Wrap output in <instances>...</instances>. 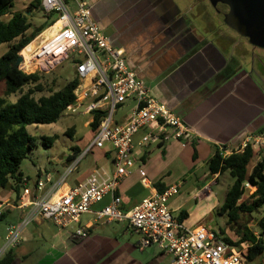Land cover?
<instances>
[{
    "label": "crops",
    "instance_id": "crops-1",
    "mask_svg": "<svg viewBox=\"0 0 264 264\" xmlns=\"http://www.w3.org/2000/svg\"><path fill=\"white\" fill-rule=\"evenodd\" d=\"M86 1L102 33L114 47L123 51L137 77L157 100L172 108L193 130L188 138L174 139L169 134L165 140L149 141L144 147L135 148L134 161L142 160L144 167L137 165L122 179L117 193L122 197L123 208L132 209L156 192L157 184L175 185L177 182L161 181L173 165L195 180L188 200L173 208L174 213L179 215L192 199L205 202L207 210L214 208L218 202L211 199L212 185L218 174H210L208 161L217 147L220 150L225 146L226 153H232L247 134L261 132L264 127V65L258 67L257 64L255 69L253 48L240 44L236 52L232 28H226L222 14L209 0ZM134 103L130 98L118 106L116 122L126 120ZM144 134L145 131L138 134L136 141ZM152 143L158 145V150L147 156ZM97 169L107 173L114 171L112 152L101 149L93 153L86 173L73 183L67 182L65 187L85 180ZM178 185L182 189L184 182ZM19 195L9 188L5 199H0L3 214L10 217L8 225L19 223L27 211L19 208ZM110 200L107 196L94 207L98 209ZM90 215L85 223L90 226L87 237H73L68 231L61 233L39 264H165L166 257L170 256L160 249V256L155 249L151 250L154 254H136L137 249L148 248L140 247L141 235L137 231L126 222H93ZM198 220L191 221L189 213L184 224L216 231L204 221L197 223ZM41 222L39 219L33 223ZM26 229L24 239L12 248V264H19L30 256V251L20 249L30 235V230ZM127 229L139 236L129 237Z\"/></svg>",
    "mask_w": 264,
    "mask_h": 264
},
{
    "label": "built area",
    "instance_id": "built-area-1",
    "mask_svg": "<svg viewBox=\"0 0 264 264\" xmlns=\"http://www.w3.org/2000/svg\"><path fill=\"white\" fill-rule=\"evenodd\" d=\"M44 12L56 13L54 22L38 37L40 43L29 53V63L39 72H50L65 60L75 63L79 84L75 89L76 104L87 103L85 113L99 114L100 125L89 145L79 155L94 148L113 153L115 169L107 173L97 169L85 180L65 187L70 172L78 163H69V170L54 179L50 172L39 175L34 186L24 176L21 181L19 208L27 211L21 221L7 227L0 258L23 239L24 230L39 219L52 221L60 229L80 224L84 214H92L93 222H126L141 235L140 247L157 245L169 254L172 264H246L247 244L233 245L219 233L205 226L187 227L169 206V199L179 193L180 185L167 187L143 198L125 210L117 193L123 178L134 168V150L149 141L188 138L192 128L167 104L157 100L144 81L129 67L123 51L114 47L94 19L86 0H40ZM46 32L47 35L45 34ZM21 56V55H20ZM18 67L25 72L23 56ZM134 106L126 120L118 123L115 113L128 99ZM75 105L70 106L69 109ZM145 131L141 139L136 136ZM252 149L256 163L264 159V132L247 134L233 151ZM227 156V148L220 149ZM249 192L255 190L245 183ZM107 196L110 202L94 206ZM3 214L0 205V216ZM91 223V222H90ZM90 226H78L73 237L88 236Z\"/></svg>",
    "mask_w": 264,
    "mask_h": 264
},
{
    "label": "trees",
    "instance_id": "trees-1",
    "mask_svg": "<svg viewBox=\"0 0 264 264\" xmlns=\"http://www.w3.org/2000/svg\"><path fill=\"white\" fill-rule=\"evenodd\" d=\"M15 1L0 0V45L8 44L7 51L0 56V84L5 83V95L0 97V189L11 188L19 195L22 191L21 181L25 176L20 171V165L29 152L37 146L39 140L29 132L28 126L56 123L64 111L76 104L75 89L79 79L75 76L59 89L51 90L48 95L36 96L45 89L41 82V72H23L16 66V60L22 50L54 22L56 16L35 27L27 11H33L34 8L43 11L40 0H33L25 12L10 11ZM8 14L10 17L5 19ZM28 61L26 59L24 66L28 65ZM24 87L28 88L23 90ZM19 91L21 93L14 101L9 99ZM99 125L100 116L94 114L90 122V130L96 134ZM260 131H264V127ZM72 133L73 130L67 132L70 136ZM55 139L56 136L43 135L41 143L49 147ZM72 151L73 153L67 158L68 161L76 159L83 152L77 145L72 146ZM254 158V152L250 148L244 152L233 151L223 156L217 147L208 161L211 175L229 171L234 178L224 203L217 212L228 217L227 226L235 232L237 238L227 236L225 229H221L219 233L225 241L233 245L247 244L245 252L247 262L264 254V215L257 219L253 214L264 206V159L257 162L250 170L249 165ZM11 179L14 180L13 183ZM245 183H249L255 190L249 193L244 186ZM156 187L158 192H163L167 188L160 184ZM188 215V211L182 209L178 219L184 221ZM0 217L6 215L2 214ZM253 219L256 220L259 228L257 232L249 226ZM12 250L0 258V264L13 263Z\"/></svg>",
    "mask_w": 264,
    "mask_h": 264
},
{
    "label": "rangeland",
    "instance_id": "rangeland-1",
    "mask_svg": "<svg viewBox=\"0 0 264 264\" xmlns=\"http://www.w3.org/2000/svg\"><path fill=\"white\" fill-rule=\"evenodd\" d=\"M33 0H16L14 3V7L10 9V11H27L30 3ZM27 15L32 22L33 26H39L44 23L48 19H53L56 16L55 12L46 13L41 11L38 8H34L33 11H27ZM10 14L6 15L4 18L8 19ZM223 18V16H222ZM226 24V23H225ZM228 26V25H226ZM34 28V27H33ZM229 29L230 27H226ZM233 30V29H232ZM44 35L41 37H36L33 41H36V45L40 43ZM32 41V42H33ZM244 45L248 49L253 48V59L255 63V69L257 67L264 65V49L252 45L248 38L242 37L238 35L235 31H233V47H236V52L238 48H241L239 45ZM8 49V44L4 43L0 45V56L5 53ZM33 48H29L28 52H32ZM21 55V54H20ZM236 57H239L237 53L235 54ZM234 55V57H235ZM246 65V64H245ZM243 67H246V66ZM238 69L239 66H237ZM235 68V66H234ZM26 73H34L39 72L38 70L32 71L31 66H25ZM42 78L41 82L44 84V92L36 94V96L40 95H48L51 90H57L62 85L67 83L68 81L74 79L75 75V63L72 59L65 60L61 64L57 65L56 68L50 72L44 71L41 72ZM260 80V79H259ZM261 81V80H260ZM264 81V78H263ZM262 82V81H261ZM262 86L264 88V83L262 82ZM28 87H24L23 90H26ZM5 83L2 82L0 84V97L5 95ZM21 93L19 91L18 94L12 95L9 99L14 101L18 95ZM87 103L84 102L83 104H77L73 108L68 109L63 112L60 116L58 121L53 124H39V125H30L28 126L29 132L38 137L37 146H35L28 154L27 158H25L21 165L20 171L27 177H29L30 186H34L35 182L37 181L39 174H45L46 172H50L54 179L59 177L60 175L65 174L69 168L70 164L67 160L66 155L69 153H73L72 146L79 144L81 146L89 145L93 140L95 133L90 130V122L92 117L90 114L85 113V107ZM118 110H116V113ZM69 130H73L72 136L68 135L67 132ZM56 136L54 143L49 146L45 147L41 143V136ZM151 150L147 153V156L152 154L154 150H158V145L156 143H152ZM101 149L94 148L93 152H88L86 155H82L78 159V163L76 167L70 172L67 182L73 183L75 178L83 176L87 169L88 165L90 164L93 153L97 154L100 152ZM67 159V162L65 161ZM256 163V158L252 159L249 168L251 169L252 166ZM137 165L144 167V162L142 160H137L134 163V168H137ZM187 167L186 165H184ZM189 167V166H188ZM133 168V169H134ZM132 169V170H133ZM217 181L212 185L213 187V196L211 199L215 200L216 206L207 210L208 207L204 204L205 202H201V200L192 199L186 203L184 207L187 209L191 216V221H197V223L203 222L209 225L210 227L214 228L216 231H220L221 229L226 230V235L232 237L233 239L237 238V235L231 228L227 226L228 217L225 215H221L217 212L218 208L224 203L227 191L229 187L234 182V178L231 176L229 171H225L222 174H218ZM13 179L11 182L13 183ZM162 182L166 183H176L181 184L184 182V186L180 189V192L169 199V206L171 209L178 207V205L183 202L184 200H188V194L192 191V185L194 183V179L189 174H183L182 169H176L175 166H171L170 170L166 172V174L161 178ZM183 181V182H182ZM9 192V188H1L0 189V199H5L6 194ZM250 193V192H249ZM210 207V206H209ZM207 211V212H206ZM255 218H260L264 215V206L261 208L260 211L253 213ZM90 214L82 215L80 219V224H72L67 229H60L57 227L52 221L42 219L41 224L39 223H32L28 226L27 230H30V235L25 240L23 247L20 249H26L30 251V256L26 260H22L19 264H39L46 258L48 250L52 248L55 244L56 237L61 235V233L65 234L66 231L73 234L78 226H85V223L91 218ZM188 218V217H187ZM186 218V219H187ZM185 219V220H186ZM10 221V217L6 216L1 218L0 217V249L3 247L5 242V236L7 233V226L8 222ZM250 228L255 232L258 231V226L256 224V220L250 223ZM25 231V232H26ZM127 235L129 237L132 236H139L138 233L134 232L133 230L127 229ZM24 239V234H23ZM155 249L159 253V247L156 245L154 248L148 247L145 251H141L137 249L135 252L136 254H145L149 255V253L154 254L151 250ZM161 250V249H160ZM20 252V250H18ZM68 251V250H67ZM173 258L171 256H167L165 259V264H172ZM246 264H264V254L258 256L256 259L246 262Z\"/></svg>",
    "mask_w": 264,
    "mask_h": 264
},
{
    "label": "water",
    "instance_id": "water-1",
    "mask_svg": "<svg viewBox=\"0 0 264 264\" xmlns=\"http://www.w3.org/2000/svg\"><path fill=\"white\" fill-rule=\"evenodd\" d=\"M224 22L249 42L264 49V0H209ZM22 61L19 55L16 66Z\"/></svg>",
    "mask_w": 264,
    "mask_h": 264
},
{
    "label": "bare ground",
    "instance_id": "bare-ground-1",
    "mask_svg": "<svg viewBox=\"0 0 264 264\" xmlns=\"http://www.w3.org/2000/svg\"><path fill=\"white\" fill-rule=\"evenodd\" d=\"M47 33H50V32H46L45 34L47 35ZM40 37H41V36H40ZM36 46H37V45H36V41L31 42L30 44H28V45L22 50V52H21V56H23V57L25 58V60H26V59L29 60V52H28V49L32 47L33 50H34ZM27 66H31V67H32V71H36V70H37V69L35 68V66H32V65L29 63V61H28V65H27Z\"/></svg>",
    "mask_w": 264,
    "mask_h": 264
},
{
    "label": "flooded vegetation",
    "instance_id": "flooded-vegetation-1",
    "mask_svg": "<svg viewBox=\"0 0 264 264\" xmlns=\"http://www.w3.org/2000/svg\"><path fill=\"white\" fill-rule=\"evenodd\" d=\"M233 31H235V30H233ZM236 32V31H235ZM237 33V32H236ZM238 35H240V34H238ZM242 37H244V36H242ZM246 38V37H245ZM234 71V70H233Z\"/></svg>",
    "mask_w": 264,
    "mask_h": 264
}]
</instances>
